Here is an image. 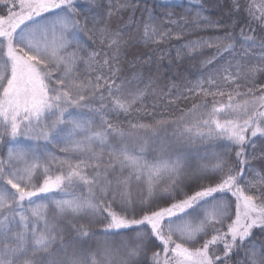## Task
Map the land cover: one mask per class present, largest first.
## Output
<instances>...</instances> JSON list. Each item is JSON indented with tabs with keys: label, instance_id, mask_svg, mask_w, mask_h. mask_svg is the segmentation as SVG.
Returning <instances> with one entry per match:
<instances>
[{
	"label": "snow or ice",
	"instance_id": "6c2138e0",
	"mask_svg": "<svg viewBox=\"0 0 264 264\" xmlns=\"http://www.w3.org/2000/svg\"><path fill=\"white\" fill-rule=\"evenodd\" d=\"M206 11L0 0V264H264V0Z\"/></svg>",
	"mask_w": 264,
	"mask_h": 264
},
{
	"label": "trees",
	"instance_id": "16d2710c",
	"mask_svg": "<svg viewBox=\"0 0 264 264\" xmlns=\"http://www.w3.org/2000/svg\"><path fill=\"white\" fill-rule=\"evenodd\" d=\"M163 3H183L185 6H191L195 8L199 4H203L204 8L207 10L205 14L209 15L213 19H221V6L225 5L226 3H230V0H161ZM224 17H227V8L224 7L223 9ZM201 35H205L201 33ZM189 38L195 39V35H191ZM175 43V42H173ZM174 55V53H173ZM201 69L199 67H190L189 71L184 72V75L187 77L188 80H194L198 78ZM168 81H162L161 84L167 83ZM148 103L151 104L152 100L149 98ZM183 106V105H182Z\"/></svg>",
	"mask_w": 264,
	"mask_h": 264
}]
</instances>
